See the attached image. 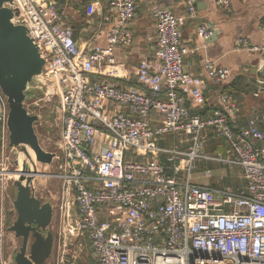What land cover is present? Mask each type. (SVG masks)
Masks as SVG:
<instances>
[{"label":"built area","instance_id":"built-area-1","mask_svg":"<svg viewBox=\"0 0 264 264\" xmlns=\"http://www.w3.org/2000/svg\"><path fill=\"white\" fill-rule=\"evenodd\" d=\"M14 1L17 18L46 58L44 79L31 105H56L60 113L54 160L62 179L54 207L60 220L56 264H76L70 248L81 250L76 240L82 236L95 264H264V131L256 117L238 127L237 103L227 92L219 93L221 107L211 116L192 113L205 106L206 96L203 77L184 67L190 54L184 18L168 7L155 9L156 55L139 62V87L123 86L113 82L124 69L116 47L133 43L130 23L138 0H109L115 21L106 45L89 50L63 22L56 0ZM185 3L194 17L196 0ZM217 3L229 8L231 0ZM197 33L203 40L214 34L206 25L198 26ZM237 42L241 48L258 49L246 39ZM203 68L217 82L230 76L228 68L210 58ZM95 74L103 78L91 76ZM154 115L163 117L159 125L153 124ZM8 117L0 87V203L9 179L17 178L20 169L10 168ZM210 130L230 142L228 154L200 153ZM171 132L185 134L192 150L178 154L152 143ZM132 151L142 159L126 160ZM162 153H171L165 154L171 168L160 160ZM197 160L240 166L246 193L193 183ZM206 175H214L213 170ZM104 206L109 209L106 220L98 212ZM0 264H5L2 256Z\"/></svg>","mask_w":264,"mask_h":264},{"label":"crops","instance_id":"crops-1","mask_svg":"<svg viewBox=\"0 0 264 264\" xmlns=\"http://www.w3.org/2000/svg\"><path fill=\"white\" fill-rule=\"evenodd\" d=\"M56 1L63 22L73 29L75 39L81 47L89 50L96 44L106 45L107 30L115 21L114 15L110 12L109 0ZM195 5V16L191 17L185 0H138L137 16L130 23L133 43L129 46L117 45L116 58L124 69L119 78H113V82L123 86L139 87L136 83L139 62L148 56H155L157 52L158 34L154 11L156 8L168 7L176 15L184 18L182 26L184 43L190 48L184 67L191 74L202 76L204 80L206 104L198 107L199 111L204 116H211L221 107L219 93L227 92L237 103L238 127L256 117L264 131V72L258 68L260 59L264 60V0H231L229 8H222L217 0H196ZM200 25L212 29L214 34L210 39L203 40L198 36L197 28ZM238 38L246 39L249 46H256L258 49L248 50L239 47ZM205 58L213 59L228 68L229 78L221 82L209 78L203 68ZM91 76L103 78L96 74ZM162 119V116L154 115L153 124L159 125ZM152 143L179 152L178 154L188 153L193 148V142L183 133H167L156 137ZM203 143L201 154L215 156L228 154L230 150V142L218 136L214 130L209 131ZM165 154L171 153H162L160 160L171 168L172 163L166 161ZM224 165L210 160H197L192 182L209 183L217 189L231 186L240 193H246L247 180L243 169L237 165H228L226 172L223 171ZM218 168L224 177L217 176ZM207 170H213L214 175L208 177ZM181 176L185 177L184 171ZM37 179L38 177L35 181L36 190ZM76 209L74 205V214ZM54 217H57V213H54ZM55 221L52 227L54 232L59 229V225H54ZM81 241L82 243L85 241L89 249L85 236L76 240V243L81 245ZM90 259L92 261L88 264H95L91 251Z\"/></svg>","mask_w":264,"mask_h":264},{"label":"water","instance_id":"water-1","mask_svg":"<svg viewBox=\"0 0 264 264\" xmlns=\"http://www.w3.org/2000/svg\"><path fill=\"white\" fill-rule=\"evenodd\" d=\"M18 12L14 0H0V87L9 104V147L21 169L13 182L16 217L8 229L22 239L13 264H44L56 242L55 210L51 201L38 197L35 181L39 164L53 165L57 154L42 146L36 131L40 116L27 106L43 82L46 58ZM263 62L258 68L264 72Z\"/></svg>","mask_w":264,"mask_h":264},{"label":"rangeland","instance_id":"rangeland-1","mask_svg":"<svg viewBox=\"0 0 264 264\" xmlns=\"http://www.w3.org/2000/svg\"><path fill=\"white\" fill-rule=\"evenodd\" d=\"M33 100V99H32ZM32 100L27 102V105L30 106L33 112L37 113L40 116L39 122L36 124V131L39 136L40 142L42 146L46 150H55L58 141V131H57V124L59 120V108L56 105H46L43 106L41 104L40 108L33 107L31 105ZM8 157H10L11 165L10 168L17 169L18 166L14 164V160H16V155L13 154L12 149L9 148ZM55 162V161H54ZM56 165V166H55ZM220 167V166H218ZM228 165L223 166V171H226ZM220 168L216 170L218 173L217 176H225L224 174H220ZM39 175H38V185H37V194L38 197H41L43 201H51L54 203L55 206L58 205L61 193V186H62V179L59 176L61 173L60 169L58 168L57 163H53V165H44L39 164ZM186 174V172H184ZM41 174H44L43 176ZM14 178V177H13ZM14 179H9L8 187H7V195L4 198V201L0 203V224H3L2 232V244L0 246V257L2 256L5 264H13L14 263V255L15 252L21 246L22 239L16 237L13 231H10L9 225L16 217L14 207H13V200H14V187H13ZM58 208V207H56ZM11 212L12 214L9 215L8 213ZM55 219L57 221H55ZM54 225L60 226V220L57 217H54L53 223ZM57 222V224H56ZM2 226V225H1ZM53 227V224H52ZM53 229V228H52ZM56 235L59 233V230H55L54 232ZM58 236V235H57ZM85 242V241H84ZM81 241V250L76 248H70V250L77 256L75 260L76 264H88L92 261L90 259V250L88 246L86 247L85 243ZM59 238L57 239L53 252L51 256L47 259L44 264H56L57 256L60 252L59 246ZM69 249V248H68ZM70 256V255H69ZM86 258V259H85Z\"/></svg>","mask_w":264,"mask_h":264},{"label":"trees","instance_id":"trees-1","mask_svg":"<svg viewBox=\"0 0 264 264\" xmlns=\"http://www.w3.org/2000/svg\"><path fill=\"white\" fill-rule=\"evenodd\" d=\"M137 83V82H136ZM192 113L193 114H202L198 108H194L192 109ZM203 115V114H202ZM125 159L126 160H131V159H134V160H141L142 157L140 156H137L133 151L132 152H128L126 153L125 155ZM209 166V164L207 165ZM219 166V165H218ZM98 212L101 216V219L102 220H106L108 218V215H109V209L108 207L104 206V207H98Z\"/></svg>","mask_w":264,"mask_h":264},{"label":"bare ground","instance_id":"bare-ground-1","mask_svg":"<svg viewBox=\"0 0 264 264\" xmlns=\"http://www.w3.org/2000/svg\"><path fill=\"white\" fill-rule=\"evenodd\" d=\"M20 172H21V169H19L17 172H15L16 177L19 176Z\"/></svg>","mask_w":264,"mask_h":264}]
</instances>
